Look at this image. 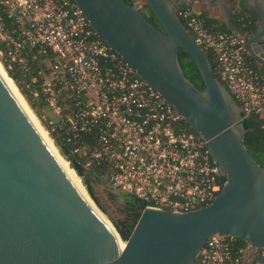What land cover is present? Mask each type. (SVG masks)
<instances>
[{"label":"water","instance_id":"obj_1","mask_svg":"<svg viewBox=\"0 0 264 264\" xmlns=\"http://www.w3.org/2000/svg\"><path fill=\"white\" fill-rule=\"evenodd\" d=\"M75 1L104 42L207 143L225 183L196 210L145 208L124 241L65 171L0 71V264H194L218 234L264 249V168L244 144L249 130L240 105L178 14L218 3L228 28L264 66V0H243L258 15L255 34L235 25L227 0H145L161 29L126 0ZM179 49L194 60L204 90L185 75ZM257 262L264 258L256 255Z\"/></svg>","mask_w":264,"mask_h":264},{"label":"built area","instance_id":"obj_2","mask_svg":"<svg viewBox=\"0 0 264 264\" xmlns=\"http://www.w3.org/2000/svg\"><path fill=\"white\" fill-rule=\"evenodd\" d=\"M184 8L180 18L212 56L243 119L257 116L264 129V66L247 63L240 35L209 32L194 10ZM0 10V40L8 46L0 49V63L7 74L14 64L30 70L28 49L53 53L32 85L46 104L36 118L59 153L56 139L65 137L72 162L85 171L96 167L106 186L145 208L189 212L212 203L225 182L207 143L183 128V116L104 42L75 0H0ZM3 14L19 27L9 32ZM66 162L77 175L71 160ZM238 240L213 236L194 264H253L256 255L264 258L263 248Z\"/></svg>","mask_w":264,"mask_h":264},{"label":"trees","instance_id":"obj_3","mask_svg":"<svg viewBox=\"0 0 264 264\" xmlns=\"http://www.w3.org/2000/svg\"><path fill=\"white\" fill-rule=\"evenodd\" d=\"M130 4H134L133 0H126ZM172 2L179 3L182 0H171ZM233 8V7H232ZM187 9L193 10L192 6H186L182 11ZM234 10V9H233ZM141 11V10H140ZM235 11V10H234ZM148 19L158 28L161 29L160 24L158 23L157 19L151 12L148 6H146V11H141ZM0 14L2 11L0 10ZM198 19L202 21L203 27L207 29L209 32H221V33H232V31L228 28L225 19L221 20L218 18L213 17L210 12L203 11L197 15ZM182 22L185 26H187L186 20L181 17ZM3 21L6 29L9 32L12 30H16L19 26L14 23L13 20L9 19L6 14H3ZM233 21L235 25L249 34H255L256 29L258 27V15L250 10H248L244 4L238 6L237 11L234 12ZM0 49L8 50V46L5 42L0 40ZM26 57L30 63V70L25 72L24 70L20 69L17 64H14L13 69L9 71V76L14 80V82L19 86L22 93L25 95L26 99L32 103V107L38 108L39 115L46 110V104L42 97L34 95V85H32V80L35 77H38V72L46 70L47 61L53 57L52 52L42 53L39 52L37 49H28L26 51ZM178 56L180 63L184 69L185 75L195 84L197 88L200 90H204V82L201 78L199 70L194 62V60L190 57L182 49H179ZM207 57L210 61L211 67L215 76L220 80V77L215 72V65L212 59V56L207 53ZM245 58L247 63L254 69H261L263 68L262 65L257 63L254 59H252L247 53L245 54ZM245 128L249 130L246 134L244 139V144L247 147L249 153L254 157V159L259 163V165L264 168V129H263V121L257 116H250L244 119ZM183 128L191 133L196 132L187 124L186 121L183 123ZM57 144L59 146L60 152L64 157L68 160H71L72 166L77 170L80 176H83V182L86 186L89 194L92 196L94 201L100 207V209L106 212V209L100 202V198L96 196L95 193V185H103L102 180L96 176L95 172L97 170L96 167L91 169L90 171H85L83 167L76 165V163L72 162V156L70 154V144L68 143L65 137H59L56 139ZM79 159L84 160L82 156H77ZM103 172H106V168H100ZM223 182H225V178H223ZM111 190V189H110ZM115 192V191H113ZM116 193V194H115ZM114 194L117 196H122L125 198V205L121 207V209L125 213V218L120 220H114L113 224L117 229L118 233L120 234L121 238L124 241H127L132 234L142 212L145 209V204L133 197L122 193L115 192ZM113 194V193H111ZM239 245H246L245 241L238 240Z\"/></svg>","mask_w":264,"mask_h":264},{"label":"rangeland","instance_id":"obj_4","mask_svg":"<svg viewBox=\"0 0 264 264\" xmlns=\"http://www.w3.org/2000/svg\"><path fill=\"white\" fill-rule=\"evenodd\" d=\"M133 2L141 11H143V12L146 11L147 4H146L145 0H133ZM227 3H228L229 6L233 7V9L235 11H237L238 6H239L238 0H227ZM210 14L218 16L221 20L225 19L224 15L222 14V12H221V10L219 8V6H217V5L215 6V11L210 12ZM1 65H2L3 68L5 67L4 64H3V61H2ZM5 71H6V69H5ZM6 74H7V72H6ZM17 87H18L20 93L22 94V96L24 97V99H25L26 103L28 104L29 108L34 113V115L39 117L38 108L32 107V103L29 102L26 99L25 95L22 93V91H21V89L19 88L18 85H17ZM60 154L64 158L65 161H68L67 158L64 157L61 152H60ZM77 175L79 176L78 173H77ZM81 184L83 185V187L86 190L87 194H89L86 186L84 185L83 179L81 180ZM94 188H95L96 196L100 198V202L103 205V207L106 209V212H104V211H102L100 209V207L97 205V203L94 201V199L92 198V196L90 194L88 195V198H90V200H92L93 204L106 217L107 220H109L113 224L114 220L117 221V220L125 218V213L121 209V207L123 205H125V198H123L122 196L115 195L116 193L113 192L112 189L110 190V188L108 186H106V185L105 186H103V185H95ZM111 193H113V194H111Z\"/></svg>","mask_w":264,"mask_h":264},{"label":"bare ground","instance_id":"obj_5","mask_svg":"<svg viewBox=\"0 0 264 264\" xmlns=\"http://www.w3.org/2000/svg\"><path fill=\"white\" fill-rule=\"evenodd\" d=\"M0 71L2 72V74L4 75V77L7 79V81L11 84V86L14 88L16 94L18 95L19 99L21 100V102L23 103L24 107L26 108V110L29 112V114L31 115L32 119L34 120L35 124L37 125L38 129L40 130V132L42 133L43 137L45 138V140L47 141V143L52 147L53 150L56 151L55 148H53V144L51 139L48 137L46 131L43 129V127L39 124L36 116L34 115V113L32 112V110L29 108L28 104L26 103L24 97L22 96V94L20 93L17 85L14 83V80L8 75L6 74L5 69L2 67V65L0 64ZM58 155V154H57ZM59 161L61 163V165L63 166V168L65 169V171L68 173V175L71 177V179L74 181V183L79 187V189L82 191V193L88 198L87 193L83 187V185L80 182V179L78 178V176L74 173V171L69 167L68 163L59 155H58ZM89 195V194H88ZM104 219L107 221V219L104 217ZM108 222V221H107Z\"/></svg>","mask_w":264,"mask_h":264},{"label":"crops","instance_id":"obj_6","mask_svg":"<svg viewBox=\"0 0 264 264\" xmlns=\"http://www.w3.org/2000/svg\"><path fill=\"white\" fill-rule=\"evenodd\" d=\"M219 6L218 5V3H212V4H209L207 1H205V2H198V3H194L193 5H192V8H193V10L197 13V14H199V13H201V12H203V11H208V12H213V11H215V6ZM220 8V7H219ZM213 17H215V18H218V19H220L218 16H216V15H212Z\"/></svg>","mask_w":264,"mask_h":264},{"label":"flooded vegetation","instance_id":"obj_7","mask_svg":"<svg viewBox=\"0 0 264 264\" xmlns=\"http://www.w3.org/2000/svg\"><path fill=\"white\" fill-rule=\"evenodd\" d=\"M213 3H216V2H213ZM238 3H239V6H241V4L244 3V1L243 0H238ZM258 22H259V19H258Z\"/></svg>","mask_w":264,"mask_h":264}]
</instances>
